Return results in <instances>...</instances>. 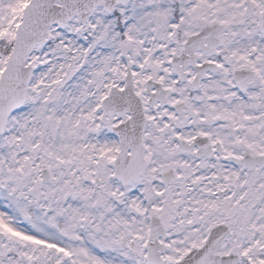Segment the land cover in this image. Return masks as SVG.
Here are the masks:
<instances>
[{
	"label": "snow or ice",
	"instance_id": "6c2138e0",
	"mask_svg": "<svg viewBox=\"0 0 264 264\" xmlns=\"http://www.w3.org/2000/svg\"><path fill=\"white\" fill-rule=\"evenodd\" d=\"M0 264H264V0H0Z\"/></svg>",
	"mask_w": 264,
	"mask_h": 264
}]
</instances>
